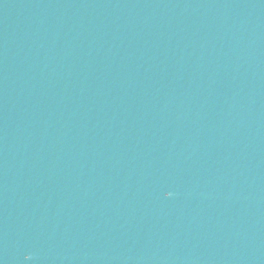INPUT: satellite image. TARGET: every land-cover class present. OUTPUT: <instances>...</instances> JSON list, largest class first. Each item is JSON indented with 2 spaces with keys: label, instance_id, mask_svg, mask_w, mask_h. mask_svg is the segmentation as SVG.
I'll list each match as a JSON object with an SVG mask.
<instances>
[{
  "label": "water",
  "instance_id": "water-1",
  "mask_svg": "<svg viewBox=\"0 0 264 264\" xmlns=\"http://www.w3.org/2000/svg\"><path fill=\"white\" fill-rule=\"evenodd\" d=\"M0 264H264V0H0Z\"/></svg>",
  "mask_w": 264,
  "mask_h": 264
}]
</instances>
